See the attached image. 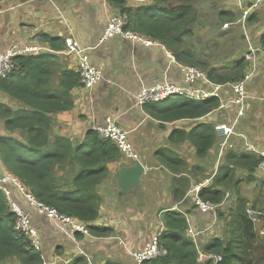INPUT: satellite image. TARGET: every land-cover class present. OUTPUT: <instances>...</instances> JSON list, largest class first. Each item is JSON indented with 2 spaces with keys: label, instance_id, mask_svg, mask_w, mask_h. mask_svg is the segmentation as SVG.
Wrapping results in <instances>:
<instances>
[{
  "label": "trees",
  "instance_id": "16d2710c",
  "mask_svg": "<svg viewBox=\"0 0 264 264\" xmlns=\"http://www.w3.org/2000/svg\"><path fill=\"white\" fill-rule=\"evenodd\" d=\"M192 1L196 0H145L134 7L126 6L124 0H114L113 4L127 14L128 27L160 40L181 64L201 69L212 82L240 80L249 64L244 58L245 36L240 27L234 25L239 16L219 0H203L206 8L199 12ZM248 18L246 26L250 23ZM227 22L229 28L223 29ZM205 27L210 34L207 40L199 30ZM45 39L53 51L65 49L61 38L48 35ZM261 45L264 47V34ZM14 62L15 68L10 74L0 78V90L18 104L13 108L0 103V117L8 134H0V153L9 173L39 200L78 221L89 223V234L110 236L112 228L94 224L100 202L95 187L107 176V165L120 157L117 148L94 130L87 132L83 142H74L53 130V114L73 107L72 92L81 87L79 71L62 65L52 53L16 56ZM220 102L215 96L199 101L171 97L149 111L161 120H194L218 108ZM226 119L221 117L219 121ZM170 141L189 142L196 156L202 159L219 146L221 137L211 126L199 133L176 131ZM210 157L217 159L219 167L214 181L201 188L198 195L204 201L217 204L227 193L236 196V205L230 210L227 236L215 235L198 244L187 234L191 224L186 211L176 205V209L161 214L166 228L160 240L167 253L142 264H200L201 252L212 254L202 264H264V230L259 236L256 223L246 213L247 204L252 203V209L262 215L264 227V200L250 202L238 194L240 182L256 179V167L261 158L237 154L232 148L223 151L220 158ZM165 164L178 171L184 162L165 161ZM194 168L199 169L191 167L187 171L192 172ZM186 186L181 182L173 191L182 197ZM223 212L217 211L219 219L223 218ZM15 218L0 189V264H44L42 254L35 251L29 238L14 228ZM103 264L119 263L106 260Z\"/></svg>",
  "mask_w": 264,
  "mask_h": 264
},
{
  "label": "crops",
  "instance_id": "0c3cea01",
  "mask_svg": "<svg viewBox=\"0 0 264 264\" xmlns=\"http://www.w3.org/2000/svg\"><path fill=\"white\" fill-rule=\"evenodd\" d=\"M113 1L0 0V47L4 48L11 42L40 45L42 49L38 51L39 54L52 53L62 65L78 70L76 55L66 53L65 49L53 51L45 38L48 35L61 38L65 47L64 39L71 36L81 46H93L102 35L108 17L120 9L114 6ZM219 1L237 16L240 15L237 0ZM124 2L126 6L134 7L144 1ZM248 2L249 0H242V5ZM249 18V41L254 47L264 48L261 45V36L264 34V1ZM243 41L247 49L245 38ZM91 61L101 69L103 79L91 89L81 86L72 92L73 107L53 114V130L74 142H83L89 130L95 131L107 116H111L119 127L129 132V140L137 153V159L145 166V172L140 178V186L123 194L118 185L117 172L131 166L134 159L124 157L114 144L120 157L107 165V176L95 187L100 202L99 215L94 224L112 228L108 237L77 233L74 240L69 238L49 219L38 214L23 194L14 189L13 200L30 214L38 230L44 264H72L80 260L83 264H103L106 260L127 264L128 260H132L130 250L142 248L151 236L157 231L161 234L166 228L161 214L173 210L172 206L175 204L186 211L193 234L199 235V228L212 220V216L216 217L214 213L206 214L196 209L193 202L195 192L191 191L196 185L201 184V188H205L214 181L219 164L216 158L210 156L218 152L217 158H220L223 151L230 147L237 154L259 157L248 145L257 149L264 146V57L258 54L255 73L246 85L245 115L239 121L235 135L228 138L230 140L235 137L234 143L239 145L231 146L228 140V145L221 150L224 140L221 137L219 146L202 159L196 156L195 148L189 142H171L170 136L179 130L204 132L211 126L214 129L221 117L227 118L226 120L233 118L237 108L230 103L232 93L229 88H222L218 109H213L199 119L161 120L153 117L149 111L158 104L147 103L143 108L138 107L135 104V94L142 85L163 82L181 84L184 77L183 64L173 61L160 46H143L119 37L97 47L92 52ZM0 103L18 107L1 90ZM0 134L8 135L4 132L1 117ZM165 161H182L184 165L180 164L179 170L173 171ZM191 167L199 169L194 168L192 172H188L187 169ZM257 167V177L253 181L264 183V172ZM5 173L9 171L0 153V176ZM181 182L187 184L182 197L173 191ZM232 196L227 193L219 204L220 209L217 210L224 211L223 215L232 206Z\"/></svg>",
  "mask_w": 264,
  "mask_h": 264
},
{
  "label": "built area",
  "instance_id": "2783aa9c",
  "mask_svg": "<svg viewBox=\"0 0 264 264\" xmlns=\"http://www.w3.org/2000/svg\"><path fill=\"white\" fill-rule=\"evenodd\" d=\"M131 1H145V0H131ZM264 0H249L247 4L242 5V0H237L240 6V15L234 25H237L242 30L247 50H245L244 58L249 64L248 71L243 77L234 82L216 83L208 79L206 73L201 69L183 64L184 77L181 84H175L171 82L155 83L140 86L139 90L135 94V104L138 107H142L147 103L158 104L171 97H183L191 100H203L212 96L219 97L223 87H227L231 90L230 103L237 108L233 118L225 121L217 122L214 125L216 133L223 137L221 143V150L228 145V138L235 135V130L241 118L245 115L244 105L247 98L246 85L253 77L256 70L257 54L264 57V48H257L249 41L246 19L252 15V13L261 6V2ZM128 24L127 14L120 9L115 10L107 19L105 28L102 35L93 46H81L77 40H74L71 36L64 39V45L66 53L74 54L77 57V68L80 75L81 86L85 89H91L97 83L103 79L101 69L98 68L92 61V52L99 46L103 45L108 40L119 37L121 39L131 40L135 43H139L143 46L152 45V39L137 33L130 28L126 27ZM230 24L224 23L223 29L229 28ZM162 48H165L162 45ZM42 49L40 45L28 44L20 45L15 42L9 43L6 47H0V78H5L15 68L14 58L16 56H25L30 54H38ZM168 56L173 61L176 58L170 51H166ZM100 138L110 140L116 145L119 152L128 159L137 158V153L133 150L131 142L128 137V131L122 129L117 125V122L111 116H107L104 123L98 125L95 129ZM251 151H254L261 158L258 163V169L264 172V146L257 149L253 145H248ZM201 184L194 186L191 191L195 192L194 204L197 209L202 213L213 212L219 208V204L212 201H204L199 195ZM0 189L3 190L8 206L15 214L14 228L20 231L25 237L29 238L31 246L35 251L41 253L42 246L40 236L36 226L33 223V219L30 214L21 208L15 200L12 198V191L17 189L20 191L27 202L36 209L38 214L49 219L56 228L63 231L69 238H75L77 233L84 235L89 234L88 223L80 222L74 217L65 215L59 212L56 208L44 203L36 198L24 184L13 174L5 173L0 176ZM177 204L172 206V209H176ZM247 215L256 223L260 220L261 214L258 211L247 208ZM187 234L195 237L191 228L187 230ZM167 250L162 246L160 240V231H157L151 236L144 246L138 250H130L129 255L134 259L137 264H141L146 261L154 260L160 256H164ZM42 254V253H41Z\"/></svg>",
  "mask_w": 264,
  "mask_h": 264
},
{
  "label": "rangeland",
  "instance_id": "374dc122",
  "mask_svg": "<svg viewBox=\"0 0 264 264\" xmlns=\"http://www.w3.org/2000/svg\"><path fill=\"white\" fill-rule=\"evenodd\" d=\"M192 2L195 4V6L197 7V9H199L198 12L200 10L202 11V10H204L206 8V6L202 3L203 0H196V1H192ZM199 30H200L201 33H203L204 35H206V40L210 37V34H208L206 27L205 28H199ZM133 31H135V30H133ZM135 32L140 33L143 36H146V37L152 39V42H153L152 45H157V46H160L162 48V46H161V44H162L165 47V48H163V49H165V51H170L165 46V44L162 43L160 40H158L156 38H152L150 36H147V35H145L142 32H138V31H135ZM152 45H149V46H152ZM246 46H247V44H246ZM244 110H245V108H244ZM4 132H6V131L4 130ZM234 138L235 137H233V138H231L229 140V144L231 146L235 145L237 147L239 144L238 143H234ZM216 155L218 156V152H217ZM213 157H215V154L213 155ZM238 194L244 195L247 199L250 200V202L252 200H254V199H263L264 200V183L261 182V181H250V182L243 181V182H241L239 184ZM232 200H233V202H232L231 208L234 207L236 205V202H237V199H236V196L235 195L232 196ZM231 208L229 209V212L224 213L223 218H221V219L218 218V213L220 212V210L219 211L216 210V212H215L216 217L214 218L212 216V220L210 219L207 223L204 224V226H202V227L199 228L200 229L199 230L200 231V234L195 236V240H196V242L198 244H202L203 241H204V239L211 238L212 236H215V235H218V236H227V233H228V231L230 229V220H231L230 219L231 218L230 217V210H231ZM246 208L252 209L253 208L252 207V203H248L247 206H246ZM217 211H218V213H217ZM261 216H260V220L258 219V221H256V232H257V234L259 236L262 235L263 230H264L263 221H262V217ZM73 251L75 252L77 250H73ZM211 257H212V254L211 253H203V252H201L199 254V260L198 261L200 262V264H202L207 259H209ZM130 258L132 260H128L127 264H137L132 257H130Z\"/></svg>",
  "mask_w": 264,
  "mask_h": 264
},
{
  "label": "water",
  "instance_id": "95a60500",
  "mask_svg": "<svg viewBox=\"0 0 264 264\" xmlns=\"http://www.w3.org/2000/svg\"><path fill=\"white\" fill-rule=\"evenodd\" d=\"M145 172V166L137 158L133 160V164L129 167H124L117 172L118 185L123 194H127L134 187L140 186V178ZM213 214V212H210Z\"/></svg>",
  "mask_w": 264,
  "mask_h": 264
},
{
  "label": "bare ground",
  "instance_id": "6f19581e",
  "mask_svg": "<svg viewBox=\"0 0 264 264\" xmlns=\"http://www.w3.org/2000/svg\"><path fill=\"white\" fill-rule=\"evenodd\" d=\"M224 99V97H222ZM221 108V107H220ZM218 109V108H217ZM203 126V125H202Z\"/></svg>",
  "mask_w": 264,
  "mask_h": 264
},
{
  "label": "clouds",
  "instance_id": "9594fccd",
  "mask_svg": "<svg viewBox=\"0 0 264 264\" xmlns=\"http://www.w3.org/2000/svg\"><path fill=\"white\" fill-rule=\"evenodd\" d=\"M251 16V15H250ZM225 29H227V28H225Z\"/></svg>",
  "mask_w": 264,
  "mask_h": 264
}]
</instances>
